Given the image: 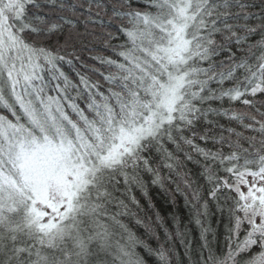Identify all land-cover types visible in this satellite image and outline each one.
I'll return each mask as SVG.
<instances>
[{"label":"snow or ice","instance_id":"snow-or-ice-1","mask_svg":"<svg viewBox=\"0 0 264 264\" xmlns=\"http://www.w3.org/2000/svg\"><path fill=\"white\" fill-rule=\"evenodd\" d=\"M0 264H264V0H0Z\"/></svg>","mask_w":264,"mask_h":264}]
</instances>
